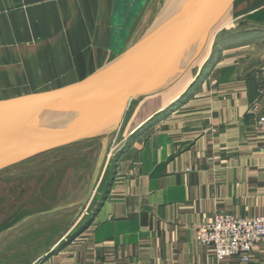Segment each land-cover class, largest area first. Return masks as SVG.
Wrapping results in <instances>:
<instances>
[{
    "label": "crops",
    "instance_id": "obj_1",
    "mask_svg": "<svg viewBox=\"0 0 264 264\" xmlns=\"http://www.w3.org/2000/svg\"><path fill=\"white\" fill-rule=\"evenodd\" d=\"M143 7L144 0H0V100L100 68L128 46L126 31ZM225 17L209 36L204 73L167 98L153 94L150 110L146 97L137 100L122 122L121 148L93 192L80 243L62 237L36 256L11 246V264H264V243L248 262H218L213 246L195 240V225L215 214L264 216V0H236Z\"/></svg>",
    "mask_w": 264,
    "mask_h": 264
},
{
    "label": "water",
    "instance_id": "obj_2",
    "mask_svg": "<svg viewBox=\"0 0 264 264\" xmlns=\"http://www.w3.org/2000/svg\"><path fill=\"white\" fill-rule=\"evenodd\" d=\"M235 1L179 0L132 45L80 80L1 99L0 171L61 146L97 140L98 153L77 217L93 195L109 136L121 127L131 101L156 94L181 78Z\"/></svg>",
    "mask_w": 264,
    "mask_h": 264
},
{
    "label": "rangeland",
    "instance_id": "obj_3",
    "mask_svg": "<svg viewBox=\"0 0 264 264\" xmlns=\"http://www.w3.org/2000/svg\"><path fill=\"white\" fill-rule=\"evenodd\" d=\"M165 2L166 0H144L143 12H140L137 21L132 26L130 24L126 31V39L130 42L127 47L156 20ZM226 19H222L211 31L210 38ZM208 48L207 44L199 59L191 64L187 73L179 78L176 84L164 89L166 92L163 95L166 97L163 98L173 94L175 89H183L189 80L195 77L197 71L204 73L206 66L201 67V62L205 59ZM202 78L199 75L197 79ZM157 98L154 95L146 97V106H149L146 111L150 110V105H155ZM137 103L131 101L123 121L129 117ZM262 116L264 114L260 118ZM258 128L264 129V126L258 124ZM122 133L120 129L109 136L107 154L96 187L103 185L115 154L121 148ZM98 147L97 140L68 144L0 171V264H11V246L23 247L26 251H29L30 247L34 256L35 250L43 251L63 240L66 244L73 240L80 243L75 238L93 211L94 196L77 217L75 214L79 208L78 202L87 190ZM60 205L64 208L55 213L32 216ZM29 216L31 217L28 218ZM40 254L37 253L38 256ZM28 255L29 253H22L21 259L25 260Z\"/></svg>",
    "mask_w": 264,
    "mask_h": 264
},
{
    "label": "built area",
    "instance_id": "obj_4",
    "mask_svg": "<svg viewBox=\"0 0 264 264\" xmlns=\"http://www.w3.org/2000/svg\"><path fill=\"white\" fill-rule=\"evenodd\" d=\"M258 92L263 98L264 78ZM258 124L264 126V116ZM194 230L196 242L213 246L218 262L230 257L248 262L255 247L264 243V216L235 217L230 213H218L208 221L197 223Z\"/></svg>",
    "mask_w": 264,
    "mask_h": 264
},
{
    "label": "bare ground",
    "instance_id": "obj_5",
    "mask_svg": "<svg viewBox=\"0 0 264 264\" xmlns=\"http://www.w3.org/2000/svg\"><path fill=\"white\" fill-rule=\"evenodd\" d=\"M178 1H179V0H166L165 5H164L163 9L161 10L160 14L158 15V17L156 18V20H157L158 18H162L163 15H164L165 13H167V12L171 9V7H172L175 3H177ZM156 20H155V21H156Z\"/></svg>",
    "mask_w": 264,
    "mask_h": 264
}]
</instances>
